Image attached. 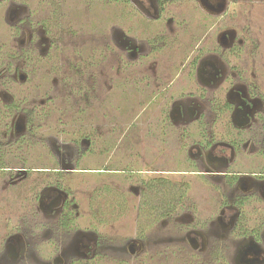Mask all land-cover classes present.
<instances>
[{"label":"rangeland","instance_id":"rangeland-1","mask_svg":"<svg viewBox=\"0 0 264 264\" xmlns=\"http://www.w3.org/2000/svg\"><path fill=\"white\" fill-rule=\"evenodd\" d=\"M160 3H165L163 8L168 9L167 15L179 18H175L180 24L174 33L171 27L166 30L165 21L161 24L146 22L129 0H16L15 3L2 0L0 3V47L6 53L1 57L2 66H7L12 73L13 65H19L27 71L29 78L24 84L8 81L3 87L0 85V91L19 94L28 100V108L33 103L36 105L33 115L27 118L35 132L28 138L27 145L18 142L19 149L27 152L29 166H57L53 149L55 144H60L68 155V169L103 168L110 171L68 172L63 173L61 180L51 172H35L22 179L17 177L18 216L22 218L26 214L25 193L43 178V182L61 184L68 200L76 202L77 230H93L105 240L123 244L145 235L141 236L145 252L137 258L127 256V252H124L126 256L100 252L81 264H235L238 247L230 241L219 240L215 255L208 252L210 259L206 250L193 251L189 244L163 240L172 238L169 233L176 225L171 220L177 213L169 215V222L164 219L158 224L160 216L155 212V205L162 198L173 200V196L181 193L176 186H182L183 182H188L190 188L183 200L189 202L186 206L193 204L197 211L193 215L201 219L210 216L206 204L213 196L212 182L210 184L208 178L197 175L196 166L175 158L176 132L168 131L162 138V160L158 159L159 144L155 136L148 134L147 144L142 140L144 127L157 125L160 96L168 99L181 89H196L195 81L191 86H185L183 72L170 83L166 75L162 77L160 69L164 70L172 62L176 65L183 56L176 52L178 44L185 42L188 45L192 38L199 41L203 38L202 29H206L203 27L204 14L196 0H160ZM9 6L15 10L14 16L8 13ZM207 23L216 25L200 44L218 51L219 36L224 34L227 44H234L231 48L242 47L241 54L235 57L229 52L231 55L225 61L235 69H241L247 83L251 87L256 84V91L264 93V0H227L225 16ZM117 32H123L139 43L142 39L148 40L153 50L163 46L169 52L165 49V53L160 50V53L148 52L149 48L143 43L142 52L139 50V55L129 59L119 46ZM193 33L198 35L192 37ZM29 41L35 48L29 56L33 63L24 65L12 59L15 52L19 53L29 45ZM45 45H50V51L41 54ZM154 65L159 68L158 73L154 71ZM147 78L157 79L158 84H153V80L146 86L144 80ZM151 91H160L161 95L144 108ZM39 99L47 103L44 105ZM81 139L84 140L80 142ZM10 150L9 147V154ZM9 159V162L16 161L12 156ZM157 178H162L160 183L163 184L167 179L174 182V195L155 191L152 182ZM144 180L151 181L152 185L145 193L141 192L140 186ZM217 186L224 193L231 188L223 181ZM254 208L259 209L257 205ZM36 210L33 208L32 215L37 216ZM247 221L254 226L255 222H251L254 219L246 218ZM73 228H67L71 236L75 233ZM201 231L208 234L205 228ZM51 243L56 242L52 239ZM203 246L198 245L197 249ZM123 247L122 244L119 247L122 252ZM207 247L210 250L213 246ZM135 248V252H139Z\"/></svg>","mask_w":264,"mask_h":264},{"label":"flooded vegetation","instance_id":"flooded-vegetation-1","mask_svg":"<svg viewBox=\"0 0 264 264\" xmlns=\"http://www.w3.org/2000/svg\"><path fill=\"white\" fill-rule=\"evenodd\" d=\"M15 1L9 0L11 3ZM129 2L144 16L146 22L149 20L158 24L165 21L166 30L171 27L173 33L175 28L179 27L180 23L175 20L179 18L167 15L169 11L163 8L165 3L161 4L160 0H129ZM196 2L199 10L204 14L203 27L206 29H202L203 38L200 37L199 41H194L195 38H192L188 45L181 40L180 43L183 44H178L176 49L179 55H183L181 60L176 65L172 62L164 70L161 68L160 74H163L162 77L166 75L168 82L172 83L178 74L183 72L185 86H191L195 81L197 87L190 90L181 89L182 91L180 90L175 96H169L168 99L161 97L160 91L153 93L151 91L144 108L148 102L160 96L159 120L157 119V125L153 128L144 127L142 140L147 144V135L155 136L159 144L158 159L162 160L164 159V154L161 152L162 138L168 131L172 134L176 132L178 145L174 147L175 158L184 159L188 164L196 166L195 168L198 169L195 170L196 174L201 175L203 179L208 178L210 184L212 182L213 196L206 204L210 209V216L201 219L200 216L193 215L197 212L193 204L186 206L189 202L185 203L183 197L190 189L188 182H183L180 187L176 186V190L181 189V193L173 196L174 182L167 179L164 184L160 183L162 178L153 180L155 191L172 193L173 195L170 196L174 199L167 201L162 198L154 209L160 216L158 224H162L164 219L169 222L167 219L169 215L177 213L171 220L176 225L175 230L169 233L173 236L163 239L166 242L189 244L193 251L206 250V254H209V251L214 254L216 245L220 243L219 240L230 241L238 247L235 264H264V93L256 91L258 90L256 84H252L251 87L247 83L241 69H235L225 61V58L231 55L229 52L235 57L241 54L242 47L231 48L234 44H227L224 34L219 36L218 51H211L209 47L203 45L204 43L200 44L216 25V23L207 25V21L225 16L227 0H196ZM11 6L8 7V13L14 16L16 12ZM181 22L185 23V21ZM15 29L18 30L17 27ZM197 35L198 33H193L192 37ZM235 35L234 33L232 38ZM116 39L129 59L135 58L140 51L142 52L140 48L143 43L145 48H149L148 52L165 53L166 51L163 46L153 50L148 40L142 39L139 43L123 32H117ZM28 43L25 49L19 53L15 52L12 59L15 58L14 60L23 62L24 65L33 63L29 56L35 48L30 41ZM50 45H45L40 53L48 54ZM4 54L6 55L1 46L0 85L3 87L8 81L15 84L26 83L29 80L26 77L27 71L25 72L21 66L13 65L12 73L7 66H2ZM6 63L5 60L4 64ZM140 63L142 64L143 61ZM153 69L157 72L159 68L154 65ZM153 80L145 79L146 86L152 81L153 84H158L157 79ZM39 100L44 105L47 103L44 99ZM28 107V100L19 97V94L0 91V264H81L100 252L135 258L144 253L145 247L141 237L143 234L134 237L132 242L123 244L105 240L93 230H77L76 202L68 200V194L63 191L61 184L43 182V178L38 185H31L29 192L25 193L24 202L27 207L24 213L28 215L24 214L22 218L18 216L19 188H15L18 183L17 177L22 179L35 172H48V174L51 172V175L61 180L63 173L68 172H110L103 168L97 169L99 171L68 169L70 166L66 159L68 155L60 144H55L56 148L53 149V159L57 166H29L27 152L20 150L21 145L18 146L19 141L27 145L28 138L35 132L33 124L27 118L33 115L36 105L33 103L31 108ZM82 140L84 139L80 142ZM11 156L15 157L14 163L9 162ZM11 160L13 161L12 158ZM168 173L172 174V172ZM221 181L225 186L230 185L228 193H224L223 190L221 192L217 186ZM150 183L151 181L144 180L140 185L141 192L145 193L147 188L151 189ZM35 185L36 193L33 191ZM254 205L259 209L256 210ZM33 208L37 209V216L32 215ZM246 218L254 219L251 221L255 222L254 226L251 222V224L245 222ZM69 227H75L73 236L67 232ZM202 228L207 229L208 234L203 233ZM52 239L57 245L51 243ZM121 244L125 246L122 248L123 252L119 250ZM209 244L213 246L209 247L212 248L210 250L208 247L205 248ZM198 245L204 246L197 249ZM135 247L139 252H135ZM124 252L127 254L125 255ZM208 258L211 259L210 254Z\"/></svg>","mask_w":264,"mask_h":264}]
</instances>
